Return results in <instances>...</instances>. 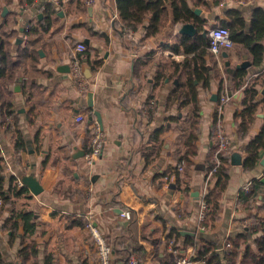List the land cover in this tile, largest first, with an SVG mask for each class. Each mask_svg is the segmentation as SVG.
<instances>
[{
	"label": "crops",
	"instance_id": "crops-1",
	"mask_svg": "<svg viewBox=\"0 0 264 264\" xmlns=\"http://www.w3.org/2000/svg\"><path fill=\"white\" fill-rule=\"evenodd\" d=\"M86 1L53 3L57 13L50 15L49 26L42 30V5L51 1L0 0V34L7 38L13 60L21 62L7 89L26 142L24 150L15 151L14 132L0 126L5 175H14L17 184L26 188L0 210V252L5 264L19 260L22 229L9 241L3 224L20 209L34 211L37 221L27 239L35 243L36 251L27 264H99L96 245L84 227L87 217L110 244L113 263L122 261L121 250L131 240L142 247L141 264H172L170 239L180 255L195 254L185 243L187 235L215 244L221 253L226 239L254 221H264V186L255 189L249 209L239 201V190L246 182L264 181L263 150L254 168L243 170L241 166L246 142L263 124L264 105L259 102L241 138L234 115L242 107L244 93L232 87L225 67H235L246 55L235 46L226 50V56L215 55L207 47L201 60L211 78L203 87L201 79L190 76L189 80L195 51L185 50L181 40L208 35L212 25L227 19L224 10L228 7H241L248 19L252 8H264V0H186L195 15L205 20L201 29L188 21L196 29L192 35L179 31L182 21H173L171 0H164L158 28L152 34H146L148 16L133 29L122 21L115 0ZM29 24L39 32L31 39L26 36ZM78 42L85 45L78 54L86 81L83 90L70 68ZM247 70L253 74L258 68ZM190 83L195 85L199 113L196 153L190 156L191 165L177 172L174 167L191 130ZM223 88L230 93L220 110L230 140L229 178L225 188L215 192V218L202 225L203 190L215 188L216 178L206 181L205 167L212 146L213 114ZM256 88L255 101H262L264 81L258 80ZM29 102L34 104L30 111ZM76 114L82 115L81 121H75ZM94 120L101 123L104 142L101 154L88 162L85 153ZM145 144L153 145L149 163L141 153ZM163 172L166 175L161 176ZM122 208L130 211L128 219L119 215ZM261 230L246 231L252 248ZM237 264L255 263L247 258Z\"/></svg>",
	"mask_w": 264,
	"mask_h": 264
},
{
	"label": "trees",
	"instance_id": "trees-1",
	"mask_svg": "<svg viewBox=\"0 0 264 264\" xmlns=\"http://www.w3.org/2000/svg\"><path fill=\"white\" fill-rule=\"evenodd\" d=\"M171 2L173 21H182V23L191 21L193 24H196L198 29H201L204 26L205 20L195 15V12L187 6L186 0H171ZM115 3L118 14L124 24L129 28H136L145 16L149 17L146 34H152L158 28V18L162 12L161 6L164 3V0H115ZM215 3H217V0H215ZM41 12L42 17L40 25L42 30H45L50 24V15L57 13V9H55L52 2H44ZM224 13L227 16V19L219 20L214 25L226 26L229 29L233 46L236 47L240 54L246 55V59L250 62V66L258 68L255 73L249 74L245 67H225V73L230 79L232 87L234 89L242 88L244 93L241 99L242 107L235 112L234 115V119L238 125L237 132L242 138L248 131V127L254 118L259 102H262L264 105V96L262 101H255V96L257 94L256 84L258 80L264 81V8L260 6L252 8L248 19L245 17L244 11L241 7L225 8ZM33 35H39L38 28L34 24H29L26 30V36L31 39ZM208 43V35L200 34L183 38L181 40V44L185 50L195 51V55L190 58L192 65L188 71L189 80H192L190 76H194L196 79H201L203 81V87L208 86L211 78V74L205 73L208 70L204 67V62L201 60L202 55L206 52ZM173 49L176 48L173 47ZM199 59L200 63L198 62ZM20 64L21 62L19 60H13V57L9 54V50L7 49V38L0 34V126H4L5 130H11L14 132L15 151H19V149L24 150L26 148V142L19 128L18 118L14 114L12 103L10 101L11 93L7 87L9 83L15 80V74L19 69ZM24 85H26V81H24ZM221 87L222 82L220 83L219 89H221ZM188 93L191 96L190 102L192 104L191 130L188 137L185 139L186 148L178 157V162L183 161V169L185 167L188 168L191 165L192 162L190 156H194L196 153L195 142L197 139V124L199 120L198 107L195 99V85L190 83L188 86ZM33 105V102H29V111L33 108ZM147 111L150 112L151 109L148 108ZM218 118L219 114L217 109H215L212 126L215 125ZM158 132L159 131H156L155 133L156 137ZM154 138L155 136L149 137V140ZM148 146L146 147V144L143 145L141 151L146 163L151 162L149 151L152 149L153 145ZM213 150L214 147L211 146L208 151L205 177L207 171L215 164ZM262 150L264 151V121L259 132L256 135L251 136L244 146L245 155L241 161L242 169L250 170L254 168L260 160V152ZM219 158L221 162L211 176L216 178L214 185L215 188L208 190L205 189L201 197L207 205L205 217L200 221L202 225H207L215 218V212L218 207L216 195L225 188L229 178L227 167L229 155H221ZM5 170L6 166L0 155V198L2 200L0 210L10 202V197L15 194H24L26 191L24 186H19L17 184L14 175L6 177ZM164 175H166V172L161 174V176ZM262 176H264V172ZM156 177H158V175H155L153 178ZM249 182L247 189L241 188L239 190V201L241 206L245 209L251 207L255 195L254 193H256L255 189L259 188L260 185L264 186V181L260 178L252 179ZM179 185L180 180L177 179L176 186L178 187ZM215 192H217L216 195ZM36 225L37 221L35 218V212L27 209L13 211L3 224V227L9 232V241L16 238L19 228L22 229V235L19 238L20 247L18 249V256L20 257L19 264H27L26 260L28 257L35 254V243L32 240L27 239L33 234ZM257 229L262 230L260 234L254 238L253 249L248 243L246 231L254 232ZM225 241L230 243L229 250H222L220 253L218 252L216 245L213 243H209L200 238L196 239L194 236L190 235L185 237V243L192 246L196 256L199 259H203L205 264H237L239 260H246L247 258H250L255 264H262L264 262V221L261 224L254 221L253 225L238 232L235 236L228 238ZM121 252L122 261H126L132 253L137 254L139 261H141L142 247L134 240H131L128 246L123 248ZM240 253L242 254V258H240ZM0 264H5L1 252Z\"/></svg>",
	"mask_w": 264,
	"mask_h": 264
},
{
	"label": "built area",
	"instance_id": "built-area-1",
	"mask_svg": "<svg viewBox=\"0 0 264 264\" xmlns=\"http://www.w3.org/2000/svg\"><path fill=\"white\" fill-rule=\"evenodd\" d=\"M54 4H58V0H49ZM91 0H87L86 2H90ZM209 50L215 54L220 55L222 50H227L233 47V41L229 34V29L223 25H214L208 30ZM85 50V45L83 42L76 43L74 47L75 53L73 54L70 62V68L72 72V77L79 85V89L83 90L86 86L85 77L81 70L80 65V53ZM79 54V55H78ZM230 98V93L223 88L218 96V104H217V112L219 114V118L217 119L215 125L212 127V143L211 145L214 147L213 157L215 159V164L211 167L206 174V181L208 178L212 176V173L216 170V167L220 164L221 160L219 156L226 155L229 153L230 149V140L227 136L220 117V110L222 106L228 102ZM75 121H81L82 115L76 114L74 117ZM93 130L88 142V151L85 153V157L88 162L96 159L102 151L104 137L102 132V126L100 121L94 120L92 124ZM175 170L177 172H181L183 170V161L177 162L175 166ZM20 184V182L18 181ZM250 182H246L242 188L247 189ZM206 184V182H205ZM90 188V186H89ZM205 189L203 190L204 193ZM2 202L0 198V203ZM206 202L201 198L200 200V210H199V219L202 220L205 217L206 210ZM119 215L128 219L130 217V211L126 208H122L119 210ZM84 227L87 230L88 234L93 239L98 255V263L99 264H141L137 255L132 253L126 261H121L119 263L111 262V247L109 243L105 240L102 233L99 231L96 225H94L92 219L87 217L84 223ZM169 250L174 254V260L172 264H205L203 259H199L196 254H192L191 256H185L179 254V249L173 239L168 241ZM230 247V243L228 241L223 242V250L228 251ZM18 263L20 262V257L18 256Z\"/></svg>",
	"mask_w": 264,
	"mask_h": 264
},
{
	"label": "water",
	"instance_id": "water-1",
	"mask_svg": "<svg viewBox=\"0 0 264 264\" xmlns=\"http://www.w3.org/2000/svg\"><path fill=\"white\" fill-rule=\"evenodd\" d=\"M179 31L181 33H184V34H187V35H192L195 33L196 29L194 27V25L191 23V22H185V23H182V25L180 26L179 28ZM206 31L203 30L202 31V34H205ZM221 54L226 56L227 55V51L226 50H222L221 51ZM237 67H249L250 66V62L248 60H242L240 63H238L236 65ZM6 264H13L12 262H7Z\"/></svg>",
	"mask_w": 264,
	"mask_h": 264
},
{
	"label": "rangeland",
	"instance_id": "rangeland-1",
	"mask_svg": "<svg viewBox=\"0 0 264 264\" xmlns=\"http://www.w3.org/2000/svg\"><path fill=\"white\" fill-rule=\"evenodd\" d=\"M216 24V23H215ZM231 49V48H230ZM228 50V49H227ZM137 255V254H136ZM138 257V256H137Z\"/></svg>",
	"mask_w": 264,
	"mask_h": 264
}]
</instances>
